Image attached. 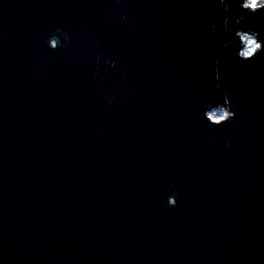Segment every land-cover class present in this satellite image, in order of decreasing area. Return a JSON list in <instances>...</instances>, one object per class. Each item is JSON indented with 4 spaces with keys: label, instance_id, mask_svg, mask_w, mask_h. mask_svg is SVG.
Returning a JSON list of instances; mask_svg holds the SVG:
<instances>
[{
    "label": "water",
    "instance_id": "water-1",
    "mask_svg": "<svg viewBox=\"0 0 264 264\" xmlns=\"http://www.w3.org/2000/svg\"><path fill=\"white\" fill-rule=\"evenodd\" d=\"M252 32L240 0H0V264H264Z\"/></svg>",
    "mask_w": 264,
    "mask_h": 264
},
{
    "label": "clouds",
    "instance_id": "clouds-1",
    "mask_svg": "<svg viewBox=\"0 0 264 264\" xmlns=\"http://www.w3.org/2000/svg\"><path fill=\"white\" fill-rule=\"evenodd\" d=\"M240 3L243 4V7L246 10L252 13L257 12V10L264 9V0H240ZM225 7H227V5H225ZM244 38L247 41V47L241 53L243 59L250 60L252 57L256 56L259 51L264 50V40L259 39L258 32L247 33ZM235 115V112L230 109L223 111V114L219 116L212 113V122L219 125L228 121L229 118H234ZM169 203L170 206H174L176 204V200H172Z\"/></svg>",
    "mask_w": 264,
    "mask_h": 264
},
{
    "label": "rangeland",
    "instance_id": "rangeland-1",
    "mask_svg": "<svg viewBox=\"0 0 264 264\" xmlns=\"http://www.w3.org/2000/svg\"><path fill=\"white\" fill-rule=\"evenodd\" d=\"M247 47V41H246V44H245V48ZM217 116L219 115H222L223 114V111H216L215 113Z\"/></svg>",
    "mask_w": 264,
    "mask_h": 264
}]
</instances>
